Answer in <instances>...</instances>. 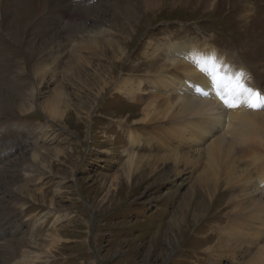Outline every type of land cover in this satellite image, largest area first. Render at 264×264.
Returning a JSON list of instances; mask_svg holds the SVG:
<instances>
[{
  "label": "rangeland",
  "instance_id": "374dc122",
  "mask_svg": "<svg viewBox=\"0 0 264 264\" xmlns=\"http://www.w3.org/2000/svg\"><path fill=\"white\" fill-rule=\"evenodd\" d=\"M27 1L7 8L0 0L1 228L16 209L0 241V264L13 255L10 239L26 254L24 264H261L264 225L251 220L249 230L258 236L243 244L229 241L220 228L235 212L263 206L264 190H244V181L232 185L228 179L245 170L253 181L259 178L264 129L236 137L250 138L251 155L230 137L217 139L216 148L229 158L227 176L209 173L203 147L196 152L176 145L185 160L160 162L152 175L153 161L173 152L145 145L132 150L127 128L138 126L153 91L144 85L142 105L130 106L138 103L113 89L126 77L135 83L169 68L163 50L170 44L208 41L264 93V44L239 33L233 16L255 0H200L195 11L186 6L197 0H75L68 11L44 10L33 19L17 13ZM75 4L90 8L85 21L75 18ZM45 50L53 57H42ZM21 79L30 86L20 84L13 94L12 82ZM32 87L33 107L25 96ZM59 89L66 113L51 121L46 106ZM155 101L163 109L166 101ZM125 151L140 159L130 179ZM234 201L245 210H235ZM22 239H30V248ZM215 246L214 258L204 253Z\"/></svg>",
  "mask_w": 264,
  "mask_h": 264
},
{
  "label": "bare ground",
  "instance_id": "6f19581e",
  "mask_svg": "<svg viewBox=\"0 0 264 264\" xmlns=\"http://www.w3.org/2000/svg\"><path fill=\"white\" fill-rule=\"evenodd\" d=\"M74 1L75 0H29L26 3L24 2L23 5L19 3V5H21L19 6L21 10H19L17 13L24 14V18L33 19L37 14H40V12H44V10H49L51 11V13H57V11H60L61 9L68 11V9L73 6ZM245 1H247L248 3L250 0ZM18 2H21V0H7V4H9L7 8H11V6L15 8L14 6H17ZM190 3L186 6V9H188L189 11H195L199 8V6L201 7L200 0L193 1V3L191 4ZM75 5L77 6L78 4ZM245 5L246 7H241L233 11L235 13L233 16L237 17L235 27H237L239 33L241 32V34H244L245 32L249 41H258L259 43L264 44V0H255L254 3H248ZM62 11L63 10H61V13ZM89 11L90 8L83 7V4H80L74 10L75 18L85 21ZM62 17L63 16H61V18ZM55 19L56 18H54V20ZM61 20L64 19L62 18ZM61 20L59 21L61 22ZM196 42L199 44L198 41ZM207 43L208 41L202 42L199 45H195L194 43H192V41H187L183 44H170L163 50V54L165 55L164 58L167 60L165 64L169 65V68L164 65L162 66V68L156 70L154 74H148L146 77L139 79L138 82L135 83L133 82V79H129L128 77H126L120 80L116 87L113 88L115 93L127 97V99H129L130 101H134V103H138L133 104L131 102L132 104H130V106H139L143 102L145 94L144 85L149 84L151 90L153 91V96H155V98L151 100L149 104L144 108L143 117L141 118L138 126L135 129L127 128V137L129 143L128 145H130L132 150L145 145L146 148L151 151H153L155 148L161 151L173 152V156L171 157L164 156L162 159H155V161H153V166L151 167L152 175L157 174L158 165L160 162L163 166L172 158L174 159L175 164H177L179 160L184 159V156H180L176 149L189 147L190 149H194L196 150V152H199L200 148L203 147L208 155L207 170H209V173L213 175L214 178H216V176H227V164L229 158H225L224 155H221L220 151H218V148H216L215 145L217 143V139L220 140V138L223 137L224 139L229 141V139L232 138L231 140H233L235 143L241 144L243 146L240 151L244 156L247 154L251 155L252 153H250V149L248 148V142L250 141V138L242 137L241 139H236V137L241 132H260L262 129H264V115L261 109L251 110L246 107L225 109L220 100L216 98L212 90L210 88H207V81L204 79L201 72L190 62L189 57L191 56V54L194 52L202 53L204 55H211L215 53L218 59L225 61L228 65L229 63H231L230 59L220 57L216 52V49L212 45H209ZM47 50H45L42 57H53L52 55H50L51 52L46 53ZM157 51L158 49H156V52ZM26 80L21 79L19 83L14 80L12 82L14 90L12 91V93L15 94V92H17V87L20 84L30 86V84ZM193 83L202 85L207 88V90L209 91V96L204 97L197 94L192 88ZM32 89L33 92H29V95L25 93V96L30 99L28 102L32 105L31 107L35 106L37 91L34 87H32ZM159 98H163V101H166L163 109L158 108L157 104L155 103V100H158ZM63 100L64 94L61 92V89H59V91H56L52 99L47 103L46 110L51 121H59L65 117L66 110L63 111L61 108ZM13 106L10 107V110L12 112H14L15 108ZM1 108L2 107L0 106V109ZM228 137L230 138L227 139ZM174 145H176V149L173 148ZM124 154H127L128 158L125 164V168H127L128 176L130 179L131 172L134 170V168L136 171V166L138 165V160L140 159L136 157L133 152L125 151ZM186 160H190L189 157H186ZM255 165L258 166L256 167V172L257 174L259 173V178H257L256 181H253L249 176V171L245 170L244 173L239 177H230V179H228V184H240L242 181H244L243 185L241 186V188H243L244 190H248L249 188H251V186L256 189L254 191L255 193L260 192L261 189L264 190V162L259 161ZM233 181H235V183H233ZM262 197L263 196H261V199ZM15 199L16 198H14L13 201ZM15 201L18 200L16 199ZM254 202L255 201H252L251 203ZM257 203L260 205H256L254 203L253 210L249 212H245L241 215L238 212L232 214L233 218L231 222L228 225L220 228V234L222 236L225 235L231 242L237 241L241 242L242 244L243 240H246V242H248V238L250 236H258L256 232H251L249 230L251 225L248 224L251 222V220L256 219L257 221L252 223L258 222L261 227L264 225V217L261 214L264 211V201L263 206H261V203ZM239 204L240 203H238L237 201H234V209H238L242 212L245 209H241L242 205ZM15 214L16 209H14V212L11 211V214H8L7 217H4L6 226H4L3 228L0 227V241L3 240V236L6 233L7 227L10 226V224L12 225V219L13 217L15 218ZM254 227H256L255 224ZM175 228L176 227L174 226V229ZM163 237L167 236L165 235ZM158 238H160V236H158L157 239ZM22 240H24L22 247L30 248V239ZM15 241H13V239H10L9 241L8 247L12 249L13 255L12 257H8L7 261L4 264L25 263L24 259H26L27 256L25 253L20 255V253H23L24 251H19L16 246L14 247ZM216 247L217 246L209 247L207 248V250H205L204 253L210 258H214L216 255ZM17 256H19V260L14 262ZM258 260L261 264H264V249L258 252Z\"/></svg>",
  "mask_w": 264,
  "mask_h": 264
},
{
  "label": "snow or ice",
  "instance_id": "6c2138e0",
  "mask_svg": "<svg viewBox=\"0 0 264 264\" xmlns=\"http://www.w3.org/2000/svg\"><path fill=\"white\" fill-rule=\"evenodd\" d=\"M189 59L207 81V88L212 90L225 109H264V93L251 85V77L246 71L236 70L218 59L215 53L204 55L194 52ZM192 88L201 96H209V91L202 85L193 83Z\"/></svg>",
  "mask_w": 264,
  "mask_h": 264
}]
</instances>
